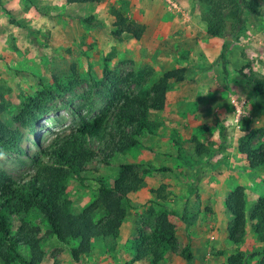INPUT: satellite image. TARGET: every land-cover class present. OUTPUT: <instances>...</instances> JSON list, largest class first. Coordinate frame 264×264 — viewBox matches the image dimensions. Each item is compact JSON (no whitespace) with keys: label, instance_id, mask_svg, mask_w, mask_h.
Instances as JSON below:
<instances>
[{"label":"rangeland","instance_id":"obj_1","mask_svg":"<svg viewBox=\"0 0 264 264\" xmlns=\"http://www.w3.org/2000/svg\"><path fill=\"white\" fill-rule=\"evenodd\" d=\"M258 1V13L245 11L230 39L206 33L205 8L197 0H59L61 8L49 0H0V120L18 131L23 149L0 145V172L10 178L33 173L37 160L47 159L44 150L56 135L103 112L113 82L128 94H145L164 72L176 71L168 81L164 108L149 111L153 129L141 133L129 152L111 158L99 142L89 141L84 172L68 178L65 200L80 210L95 199L99 179L111 183L121 164H134L143 182L130 196L118 232L93 240L74 259L71 248L78 240L59 241L43 215L31 210L22 219L40 231L43 257L36 264H151L133 261L135 244L150 235L163 208L170 210L177 244L157 264H226L236 252L244 254L245 264L262 257L264 239H258L248 215L264 195V164L250 168L238 150L240 137L255 131L251 146L264 151V80L245 73L250 65L242 52L249 40H264V0ZM112 8L144 24L140 39L118 41L110 34ZM90 16L100 24L83 21ZM229 17H235V8ZM225 41L223 65L219 53ZM44 84L54 91L46 109L30 120H16L26 98ZM232 99L245 100L239 106L246 113L239 129L222 122L236 111ZM175 140L182 144L181 156ZM238 185L245 189L246 234L233 244L226 232L232 217L222 202ZM16 225L18 220L12 229ZM187 247L189 261L183 255ZM20 251L30 256L28 249Z\"/></svg>","mask_w":264,"mask_h":264},{"label":"trees","instance_id":"obj_2","mask_svg":"<svg viewBox=\"0 0 264 264\" xmlns=\"http://www.w3.org/2000/svg\"><path fill=\"white\" fill-rule=\"evenodd\" d=\"M67 3H98L102 0H65ZM204 6L202 15L208 35H224L230 39L235 35L238 18L247 11L252 15L258 13V0H197ZM235 8V17L229 12ZM114 29L110 34L118 41L127 38L140 39L145 31L144 24L125 15L120 9L112 8ZM83 21L89 25L100 24L94 17H86ZM228 42L222 43L219 59L226 62ZM103 72L107 73V64H103ZM176 71L168 70L162 74L145 94H128L113 82L110 87L111 97L106 109L92 118H82L78 125L72 127L64 136L56 135L45 148L47 159L37 160L33 173L13 179L0 172V264H36L42 260V238L39 228L30 225L22 216L31 210H38L49 225V232L59 241L67 243L78 240V246L71 248L74 259L85 254L90 243L98 238L115 235L120 229L130 205V196L143 182V177L134 169L133 163H123L119 167L118 176L107 183L98 180V191L95 199L80 210H72L65 200L67 181L72 175L81 177L85 170L89 141L101 144V151L107 158L115 153L125 154L137 143L141 133L153 129L156 125L148 118L150 110H162L166 102L168 81L175 78ZM246 83L254 90L249 81ZM54 91L49 85H42L34 96H28L23 102L15 119L30 120L36 111L45 110ZM256 132L240 137L238 150L244 155L250 168L264 164V151L251 146ZM18 131L0 120V145L23 151L19 144ZM178 154L182 155V147L178 140ZM200 153V150H197ZM161 167L159 170H167ZM225 208L231 215L226 227L227 238L233 244L243 241L245 231V189L236 186L225 198ZM102 216L95 219V215ZM170 210L163 208L155 217L151 233L135 244L133 261L148 259L157 264L165 251L175 250L177 238L169 223ZM254 233L258 239H264V195L259 197L248 215ZM18 225L12 229L13 222ZM26 248L30 256L21 251ZM187 261L191 251L187 247L183 251ZM226 264H245L244 254L236 252L227 258ZM254 264H264V254Z\"/></svg>","mask_w":264,"mask_h":264},{"label":"clouds","instance_id":"obj_3","mask_svg":"<svg viewBox=\"0 0 264 264\" xmlns=\"http://www.w3.org/2000/svg\"><path fill=\"white\" fill-rule=\"evenodd\" d=\"M49 3L52 7L61 8L59 0H49ZM29 18L32 19L31 17ZM3 23L4 22L0 20V24ZM33 24L35 25V21H33ZM242 52L243 56L246 58L247 65H250V67L244 68L245 73H251L256 79L264 80V40H249V42L243 46ZM232 106L236 109L235 113L222 119L226 127L234 123L239 124L241 117L246 115L235 103H232Z\"/></svg>","mask_w":264,"mask_h":264},{"label":"built area","instance_id":"obj_4","mask_svg":"<svg viewBox=\"0 0 264 264\" xmlns=\"http://www.w3.org/2000/svg\"><path fill=\"white\" fill-rule=\"evenodd\" d=\"M231 101H232L233 103H235L237 107H239V106H241V105H243V104L245 103V100H243V99H242V100L232 99ZM240 121H241V120H240ZM240 127H241V124H237V125H236V128H237V129H239Z\"/></svg>","mask_w":264,"mask_h":264},{"label":"crops","instance_id":"obj_5","mask_svg":"<svg viewBox=\"0 0 264 264\" xmlns=\"http://www.w3.org/2000/svg\"><path fill=\"white\" fill-rule=\"evenodd\" d=\"M181 147H182V144H181ZM182 150H183V147H182ZM223 204H224V200H223V202H222Z\"/></svg>","mask_w":264,"mask_h":264}]
</instances>
